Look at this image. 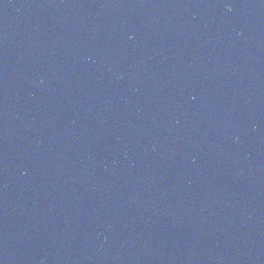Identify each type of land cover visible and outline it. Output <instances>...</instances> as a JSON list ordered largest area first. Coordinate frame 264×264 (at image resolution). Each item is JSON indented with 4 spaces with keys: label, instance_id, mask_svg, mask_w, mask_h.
Here are the masks:
<instances>
[{
    "label": "water",
    "instance_id": "obj_1",
    "mask_svg": "<svg viewBox=\"0 0 264 264\" xmlns=\"http://www.w3.org/2000/svg\"><path fill=\"white\" fill-rule=\"evenodd\" d=\"M0 264H264V0H0Z\"/></svg>",
    "mask_w": 264,
    "mask_h": 264
}]
</instances>
